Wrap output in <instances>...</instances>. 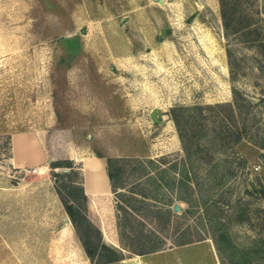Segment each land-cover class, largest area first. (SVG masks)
I'll return each mask as SVG.
<instances>
[{"label":"rangeland","instance_id":"rangeland-1","mask_svg":"<svg viewBox=\"0 0 264 264\" xmlns=\"http://www.w3.org/2000/svg\"><path fill=\"white\" fill-rule=\"evenodd\" d=\"M234 3L237 32L219 0H0V264H94L65 203L123 252L102 264H264V0ZM108 156L154 162L89 208L74 186L96 158L107 187ZM117 214L165 246L122 247Z\"/></svg>","mask_w":264,"mask_h":264},{"label":"trees","instance_id":"trees-1","mask_svg":"<svg viewBox=\"0 0 264 264\" xmlns=\"http://www.w3.org/2000/svg\"><path fill=\"white\" fill-rule=\"evenodd\" d=\"M219 7H220V15L226 29L232 27L233 32H237L243 28L242 25L243 17L238 16L237 18L234 17L235 13V3L234 0H219ZM235 23L237 26H234ZM228 56H230L228 51ZM234 94L236 91L234 90ZM235 96V95H234ZM231 108H233L235 102L231 101L229 103ZM221 104H216L215 106H219ZM183 108V106H173L170 109L171 117L174 120L176 126L178 127V134L180 140L182 142L183 150L187 153V149L184 143L183 133L179 128V121L177 118V110ZM154 162V159L148 158L147 160L139 159L136 157H125V156H108L105 159V168L106 173L109 179L110 187L113 192H115L119 187H124L123 181L121 177L123 175L125 167L129 166L131 170L127 173L134 172V168L136 165L142 169L144 174H147L148 171V164ZM136 164V165H133ZM148 165V166H147ZM57 166V165H52ZM71 166V164L67 165ZM75 189H79L80 192V200L86 201V194L83 189L82 181L79 184L74 186ZM57 189V188H56ZM58 194H60L59 189H57ZM143 195L142 192H139ZM61 195V194H60ZM65 201V199L62 197ZM77 197H73L72 200H76L80 203ZM86 206L80 207L78 214L81 215L80 218L82 222H84V226L86 227V231L82 233L79 228L78 221L75 217L73 207L71 203H65V210L71 219L72 223L74 224L76 231L79 234V238L83 245L84 251L89 256V258L93 261L94 264H102L107 262H113L124 257L123 252L120 248L116 246L108 245L104 243L101 239V232L100 229L89 219L85 212ZM117 209H122L123 211L127 212L126 209L122 206H117ZM163 213L165 216H169L171 211L169 209H164ZM77 214V212H76ZM116 225L119 235L120 244L122 247L127 248L130 252H134L137 254H143L147 252L156 251L161 249L165 246V236L159 235L156 232L148 230V233H143L142 231L139 232H131L126 228V223L123 220L124 218L121 217L120 214H117ZM93 238L94 240H91ZM191 240H181L179 238H175L172 242L175 245H179L182 243L190 242Z\"/></svg>","mask_w":264,"mask_h":264},{"label":"crops","instance_id":"crops-1","mask_svg":"<svg viewBox=\"0 0 264 264\" xmlns=\"http://www.w3.org/2000/svg\"><path fill=\"white\" fill-rule=\"evenodd\" d=\"M17 135L20 138V139H18L19 140V144H20V146H19L20 150H18L17 152L14 151V144H13L14 137L16 135L13 136V139H12V150L13 151H12L11 160H12L13 163H15L14 165L15 166H22V165H34L35 166L38 163H40L42 161V157L43 156H42V153L40 152V150L38 149V147L35 146V144L30 142L29 140H25L24 138H27V137H24L23 134L20 133V134H17ZM101 166H103V169H104V171L106 173L105 164L103 162H102ZM81 168H83V167H81ZM99 171L104 176V174L102 173V168L100 167V164H99ZM88 178H89V175H87V183L88 184L86 185V177H85V180H83L84 178L82 177V185H83V189H84V192L86 194V197L88 198V207L91 208V207H95L94 202L98 200L97 199L98 197H96V196L101 195V194H108V192L110 190V188H109L110 185H109V179H108V176H107V173H106L105 180H107L106 181L107 182V187H106L105 191H103V192L94 191V190H91V188H90V185H89V182H88ZM86 186L88 187L90 192L87 190ZM109 211H110L109 209L105 208L104 213L105 214H110ZM100 229L102 230V233L104 235H107V226L105 224H103V227H101ZM140 255L144 256V255H146V253H143V254H140ZM119 261H123V260L119 259ZM109 263H112V262H109ZM176 263L179 264L178 262H176Z\"/></svg>","mask_w":264,"mask_h":264},{"label":"bare ground","instance_id":"bare-ground-1","mask_svg":"<svg viewBox=\"0 0 264 264\" xmlns=\"http://www.w3.org/2000/svg\"><path fill=\"white\" fill-rule=\"evenodd\" d=\"M87 167L92 170V176L89 178V185L91 190L103 192L105 189L104 178L99 172V160L94 158L88 161Z\"/></svg>","mask_w":264,"mask_h":264},{"label":"water","instance_id":"water-1","mask_svg":"<svg viewBox=\"0 0 264 264\" xmlns=\"http://www.w3.org/2000/svg\"><path fill=\"white\" fill-rule=\"evenodd\" d=\"M151 115H152V118L154 119V120H158V118H157V116H156V114H155V110H152V112H151ZM174 209H178V205H174Z\"/></svg>","mask_w":264,"mask_h":264},{"label":"built area","instance_id":"built-area-1","mask_svg":"<svg viewBox=\"0 0 264 264\" xmlns=\"http://www.w3.org/2000/svg\"><path fill=\"white\" fill-rule=\"evenodd\" d=\"M23 169H24L25 171H27V170L29 171V170H30V169H25V168H23ZM32 169L34 170V169H35V167H33ZM35 170H36V169H35Z\"/></svg>","mask_w":264,"mask_h":264}]
</instances>
